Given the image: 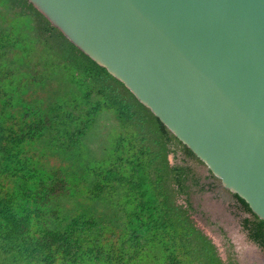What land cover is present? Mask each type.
Wrapping results in <instances>:
<instances>
[{"label": "trees", "instance_id": "16d2710c", "mask_svg": "<svg viewBox=\"0 0 264 264\" xmlns=\"http://www.w3.org/2000/svg\"><path fill=\"white\" fill-rule=\"evenodd\" d=\"M218 189L195 151L29 0H0V264H237L194 215L193 195ZM232 194L264 251V220ZM80 196L86 207L69 208Z\"/></svg>", "mask_w": 264, "mask_h": 264}, {"label": "water", "instance_id": "95a60500", "mask_svg": "<svg viewBox=\"0 0 264 264\" xmlns=\"http://www.w3.org/2000/svg\"><path fill=\"white\" fill-rule=\"evenodd\" d=\"M29 1L264 220V0Z\"/></svg>", "mask_w": 264, "mask_h": 264}, {"label": "rangeland", "instance_id": "374dc122", "mask_svg": "<svg viewBox=\"0 0 264 264\" xmlns=\"http://www.w3.org/2000/svg\"><path fill=\"white\" fill-rule=\"evenodd\" d=\"M206 169L201 166L204 172ZM193 203L196 207L194 215L201 228L215 240L225 259H232L237 264H264V251L248 240L235 197L230 191L218 189L195 193ZM98 206L104 207V201H99ZM68 207L84 208L86 203L80 196L69 201Z\"/></svg>", "mask_w": 264, "mask_h": 264}, {"label": "crops", "instance_id": "0c3cea01", "mask_svg": "<svg viewBox=\"0 0 264 264\" xmlns=\"http://www.w3.org/2000/svg\"><path fill=\"white\" fill-rule=\"evenodd\" d=\"M249 240V239H248ZM215 241V240H214ZM252 242V241H251ZM252 243H254V242H252ZM255 244V243H254ZM256 246H258L257 244H255ZM259 247V246H258Z\"/></svg>", "mask_w": 264, "mask_h": 264}, {"label": "flooded vegetation", "instance_id": "af4514ba", "mask_svg": "<svg viewBox=\"0 0 264 264\" xmlns=\"http://www.w3.org/2000/svg\"><path fill=\"white\" fill-rule=\"evenodd\" d=\"M232 193V192H231ZM233 195V194H232ZM236 199V198H235ZM235 202H236V200H235ZM215 242V241H214Z\"/></svg>", "mask_w": 264, "mask_h": 264}]
</instances>
